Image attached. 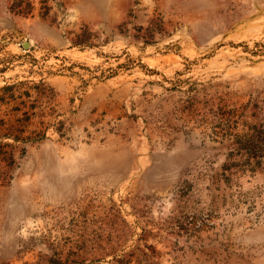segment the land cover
Instances as JSON below:
<instances>
[{"label": "rangeland", "instance_id": "rangeland-1", "mask_svg": "<svg viewBox=\"0 0 264 264\" xmlns=\"http://www.w3.org/2000/svg\"><path fill=\"white\" fill-rule=\"evenodd\" d=\"M248 144L264 0H0V264H264Z\"/></svg>", "mask_w": 264, "mask_h": 264}, {"label": "trees", "instance_id": "trees-1", "mask_svg": "<svg viewBox=\"0 0 264 264\" xmlns=\"http://www.w3.org/2000/svg\"><path fill=\"white\" fill-rule=\"evenodd\" d=\"M15 128H12V130H14ZM8 135H11V136H14L15 137V139H16V141H21L20 139V136L18 135V136H16L15 134H8ZM7 145H10V144H7ZM1 146V145H0ZM244 148H247V149H249L250 151H261V148H262V150H264V147L263 146H258V145H250V144H248V145H246V146H244ZM7 174H8V171L7 170H5V171H2L1 173H0V180H3V181H5L6 179H7ZM5 183V182H4ZM1 185H3V184H0V186Z\"/></svg>", "mask_w": 264, "mask_h": 264}, {"label": "water", "instance_id": "water-1", "mask_svg": "<svg viewBox=\"0 0 264 264\" xmlns=\"http://www.w3.org/2000/svg\"><path fill=\"white\" fill-rule=\"evenodd\" d=\"M23 46H24V48H28L30 46V43L29 42H24Z\"/></svg>", "mask_w": 264, "mask_h": 264}]
</instances>
